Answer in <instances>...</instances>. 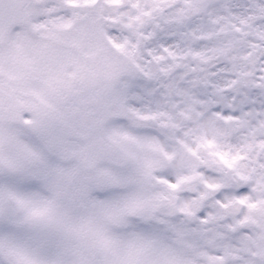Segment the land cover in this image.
<instances>
[{
  "label": "snow or ice",
  "instance_id": "snow-or-ice-1",
  "mask_svg": "<svg viewBox=\"0 0 264 264\" xmlns=\"http://www.w3.org/2000/svg\"><path fill=\"white\" fill-rule=\"evenodd\" d=\"M0 264H264V0H0Z\"/></svg>",
  "mask_w": 264,
  "mask_h": 264
}]
</instances>
